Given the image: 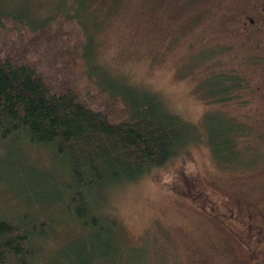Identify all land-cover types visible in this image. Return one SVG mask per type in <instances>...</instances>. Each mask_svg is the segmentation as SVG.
<instances>
[{
	"label": "rangeland",
	"instance_id": "374dc122",
	"mask_svg": "<svg viewBox=\"0 0 264 264\" xmlns=\"http://www.w3.org/2000/svg\"><path fill=\"white\" fill-rule=\"evenodd\" d=\"M18 1L23 4L24 0ZM29 1L34 22L59 5L83 11L85 25L92 27L96 38V62L156 91L168 109L194 129L165 164L95 197L97 211L114 218V237L122 248L119 259L109 264H237L224 247L230 240L213 225L207 203H199L198 198H212L219 209L241 189L253 191L251 200L264 196V142L257 135L260 126L255 114L238 116L243 112L240 104L221 101L215 94L225 75L253 76L262 69L250 62L252 44L249 47L236 29L244 0ZM88 2L92 3L87 9ZM96 7L105 16H98L95 25L91 21L96 12L90 13ZM250 106L245 110H253ZM214 117L222 119L235 145L227 161L208 138L209 119L214 122ZM237 119L247 126L241 124L242 128ZM214 130L210 134L216 136ZM0 147V215L12 216L27 207L40 218H51L52 226L39 243V259L57 249L66 254V260L77 241L71 237L82 234L84 228L63 215L66 173L61 172L60 162L46 146L25 143L12 159L21 165L16 175L7 169L11 146ZM87 234V251L96 255V236ZM98 236L109 239L105 234Z\"/></svg>",
	"mask_w": 264,
	"mask_h": 264
},
{
	"label": "trees",
	"instance_id": "16d2710c",
	"mask_svg": "<svg viewBox=\"0 0 264 264\" xmlns=\"http://www.w3.org/2000/svg\"><path fill=\"white\" fill-rule=\"evenodd\" d=\"M29 4L0 0V145L11 146L7 169L16 175L21 165L12 159L22 144L46 146L66 173L63 215L84 230L71 237L77 241L66 260L57 249L39 259V243L53 220L27 207L0 215V264L114 263L122 249L114 237L115 220L97 211L95 197L165 164L194 129L156 91L96 62V38L83 11L57 5L34 22ZM96 8L90 13L96 12L95 25L105 14ZM213 119L208 138L227 161L235 145L222 119ZM86 233L96 236V255L87 251Z\"/></svg>",
	"mask_w": 264,
	"mask_h": 264
},
{
	"label": "flooded vegetation",
	"instance_id": "af4514ba",
	"mask_svg": "<svg viewBox=\"0 0 264 264\" xmlns=\"http://www.w3.org/2000/svg\"><path fill=\"white\" fill-rule=\"evenodd\" d=\"M245 8L236 29L247 44H252L253 50L249 54L250 62L262 69L256 75L236 77L225 75L221 82L217 83L215 94H219L221 101L231 102L235 100L242 107L243 112L238 116L253 117L260 142H264V0H244ZM225 86L220 85L224 82ZM232 89L233 92H232ZM228 91V92H227ZM214 96V95H213ZM219 99V100H220ZM249 109L245 110L247 106ZM246 113L248 115H246ZM243 124L244 120H238ZM247 126V125H246ZM243 128V126L241 125ZM241 128V130H242ZM244 132L247 129H243ZM241 133V132H240ZM193 187H197L195 183ZM200 192V191H199ZM253 191L249 193L241 189L232 196L231 200L222 202V206L216 209L212 198H198L201 204L207 203L206 211L212 218L213 225L224 230L226 238L230 240L224 247L230 249L232 257L237 264H264V196L249 199ZM203 195L206 194L203 193Z\"/></svg>",
	"mask_w": 264,
	"mask_h": 264
}]
</instances>
